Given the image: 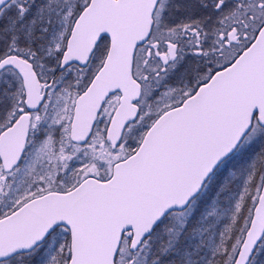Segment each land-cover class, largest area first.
Here are the masks:
<instances>
[{
  "label": "snow or ice",
  "instance_id": "snow-or-ice-1",
  "mask_svg": "<svg viewBox=\"0 0 264 264\" xmlns=\"http://www.w3.org/2000/svg\"><path fill=\"white\" fill-rule=\"evenodd\" d=\"M0 264H264V0H0Z\"/></svg>",
  "mask_w": 264,
  "mask_h": 264
}]
</instances>
